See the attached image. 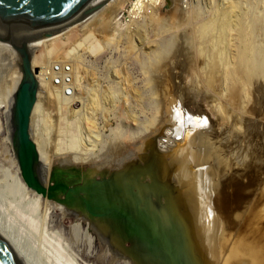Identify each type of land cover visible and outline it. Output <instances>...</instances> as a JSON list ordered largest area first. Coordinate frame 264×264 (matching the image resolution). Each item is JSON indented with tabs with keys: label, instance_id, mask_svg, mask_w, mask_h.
<instances>
[{
	"label": "bare ground",
	"instance_id": "1",
	"mask_svg": "<svg viewBox=\"0 0 264 264\" xmlns=\"http://www.w3.org/2000/svg\"><path fill=\"white\" fill-rule=\"evenodd\" d=\"M127 2L128 0H97L88 11L57 27L0 21V59L6 56L9 59V67L4 74H0V107L3 108L0 117V157L11 160L20 171L16 158L15 101L24 77L22 64L25 52L37 83V97L29 126L30 137L37 151L36 175L46 191L55 183H61L65 187L52 200L28 187L19 172L20 176H14L15 185L23 188L25 196L33 198L32 204L36 208L42 206L45 213L57 210L62 214V220L70 219L71 223L87 222V226L96 232L97 241L113 251L114 258L110 264L123 260L132 264H163L156 252L128 229L124 219L117 218L128 217L131 213L144 224L151 217L162 220L167 216L170 219V223L180 233L178 246L181 256L177 259L178 264H264V246L260 242V245L257 242L255 245L251 238L247 241V230L244 232L246 239L245 234L240 233L243 231L241 230L239 233L242 238L237 236L234 240L230 221L231 218L236 221L240 218L235 212L243 204L244 193H241L246 190L255 196L259 191L254 179L245 180L246 174L242 173L241 165L243 162L239 164L240 160L235 161L232 151L237 145L241 148L239 144L246 137L249 136L250 141L254 128H259V124L264 131L263 121L255 126L251 123L252 120L255 121L253 116L257 113L252 91L254 88L258 93L264 90V43H256L254 39L256 29L261 30V34L264 33V20L261 22L262 18H259L255 23H247L244 13L230 10L231 5L227 2L226 8L214 19L215 22L205 24L215 30L216 40L210 44L214 58L207 62L214 64L209 80L212 84L217 81L220 101L215 106L217 120L207 118L200 130V121L193 119L194 113L190 109L193 99L190 86L181 81L174 82L170 77L159 79L153 77V74L148 75L147 83L152 81L157 91L158 85L161 86L164 123H168L180 139L178 143L162 149L152 130L145 129L144 133L136 131L127 140L121 136L119 127L121 128V124L122 127L128 125L125 103L129 99L127 90H130L133 78L129 79L128 73L125 72L127 76L113 67L111 80H104L110 77L108 73L105 78H101L96 75L93 67L84 63L86 52L95 55L102 51L96 32L92 29V22L107 14L100 21V30L112 31L114 36L122 26L123 20L119 16ZM164 3L170 5L171 11L175 10V0H164L162 5ZM234 7L237 6L232 8ZM154 9L148 7L140 17L155 19ZM133 20L135 19L129 18L125 21ZM107 24L110 25L109 30L104 29L108 27ZM18 25L21 26L20 29ZM78 25H81V33L90 25L85 31L86 36L71 42L62 40L63 37L60 39L66 31ZM15 30L17 32L12 33ZM189 33L187 37H192V33ZM206 36L205 41L208 40V35ZM188 42L180 47L184 48L183 69L191 72L196 68L202 75V55H205V50L201 46L192 47ZM57 50H61V53L54 57ZM150 71L154 70L148 68V73ZM192 86L196 87L197 84L194 82ZM51 108L56 112L53 113ZM197 108L202 111V106ZM41 116L43 120L46 118L45 123L41 122ZM70 116L78 117L76 124L69 122ZM134 116L136 115H130ZM82 121H86V136L90 141L86 146L80 144L77 136ZM69 124L74 125L73 129L78 131L75 134L77 137L72 135L70 141L67 132ZM107 124L110 125L109 128ZM104 130H110L115 136L113 145L109 148H99L100 134ZM233 132L235 137H229ZM246 142L248 143V138ZM247 146L249 145L246 148ZM238 150L234 149L233 153ZM246 150L244 149V154H247ZM236 155L239 154H235V157ZM242 155L241 157L245 156ZM238 158L236 157L237 160ZM255 159L253 169L263 177L264 162L261 164V161ZM247 160L246 158V163ZM244 174L245 183H242L237 176L240 179ZM64 176L70 178L68 184L61 182ZM153 185L160 190L152 189ZM162 190L169 193H160ZM261 191L263 193L264 188ZM231 201H235L233 206ZM150 202L159 203L163 217L153 213ZM87 206L95 213L90 214ZM258 213L263 218L264 213ZM165 221L167 222L166 219ZM4 224L0 222V232L15 252L25 264H36ZM72 227L79 232L83 230L89 247L93 246L95 240L89 235L87 228L82 229L81 224H73ZM256 238H253L254 241H257ZM62 256L58 252L54 263L74 264L65 259L63 261Z\"/></svg>",
	"mask_w": 264,
	"mask_h": 264
},
{
	"label": "rangeland",
	"instance_id": "2",
	"mask_svg": "<svg viewBox=\"0 0 264 264\" xmlns=\"http://www.w3.org/2000/svg\"><path fill=\"white\" fill-rule=\"evenodd\" d=\"M227 2L231 5L230 10H238L240 14L244 13L247 18L245 19L247 23H255L254 21L259 18H262L261 22H263L264 0H175L174 11H171L172 9L170 8V5H166L165 3L159 7H153L155 8L153 13V17H155V19L152 18L153 20H147L146 18L139 17L133 21H121L122 26L116 30L117 33L114 34V36L111 33L112 31L105 32L100 30L102 27L100 25V21L107 14L104 16L101 15L103 17H98L92 22L94 23V25L91 24L92 29L96 32L102 51L95 55L86 52L84 54L85 65L93 67L96 75L101 78H105V76L110 75V77L105 78L104 80H111L110 78L113 67L120 69L123 73H128L129 79L130 77L133 78V82L130 83V90H127L129 99L125 103L128 125L122 127L121 124V128L119 127L122 134L121 136L124 140H127L130 135L134 134L136 131L144 133V130L147 129L150 131L152 130L154 135L157 136L158 143L162 149L180 141L178 138L179 136L176 134L174 129L168 123H164L161 113L163 103V100H160L162 99L161 86L158 85L157 91L156 88H154L152 81L147 83V77H149L148 75L150 74H153V77L156 76L159 79H162V77H170L174 82L181 81L182 83H187L190 86L191 90H193V99L190 104V109L194 113L193 119L200 121L199 130L202 128V123L207 118L214 121L217 120L215 106L220 101V89L219 86L217 88V81L212 84V81L209 80V74L210 71H212V68H214V64L207 62L208 59L209 61H213L214 53L210 50V44L216 40V37L214 36L215 30L210 28V26L206 27L205 24L214 23V19L219 12L226 8ZM234 5L237 7H234L233 9L232 7ZM80 27L81 25H78L69 29L60 37V39L63 37L62 40L71 42L75 41V39L78 40L80 37L86 36L87 33L85 31L89 29L88 27H90V25L87 26V28H84V32L82 31L83 33L80 32ZM18 28L20 29L21 26ZM109 28L110 25L104 29L109 30ZM13 32L17 31L15 30L12 31V33ZM189 32L192 33V37L191 35L187 37L190 34ZM260 32L262 31L258 29L255 30L254 39L256 43H264V33L261 34ZM201 34L202 37H200ZM206 35H208V40L205 41V38H207ZM188 40L192 43L188 42ZM186 41L190 43L191 46L193 45L192 47H203L202 50H205V55H202V75H200L199 70L196 68H193L191 72L183 69L184 66L182 63L184 62L182 60L185 58L183 51L184 48L180 47L184 45ZM70 46L71 44L67 47L69 48ZM164 51H167L168 53ZM60 53L61 50H57L54 57L59 56ZM8 67L9 59L7 56L2 57L0 59V74H4ZM148 68H151L154 71H150V73H148ZM183 70L185 71L183 72ZM194 82L197 84L196 87L192 86V83ZM106 83H108V81ZM253 91L252 99L255 103L254 106L256 105L255 109L257 113L253 116L255 117L253 118L255 121L252 120L251 123H254L255 126L262 121V123H264V90L258 93V91L254 88ZM1 94L2 93L0 92V96ZM257 94H259L258 98H256ZM198 106H202V111L198 110ZM230 106L232 108H236L232 105ZM51 110L53 113L56 112L54 108H51ZM2 112L3 108L0 107V117H2ZM131 114H135L136 116H134V118L130 117ZM257 116L261 119L260 121ZM43 117L46 116L44 115ZM43 117L41 116V122L43 121L45 123L44 120L46 118L43 120ZM72 118L75 119L73 120ZM68 119H71L69 122H72V124H76L78 121V117L75 116H70ZM96 122H98V119ZM72 124L68 125V128L71 129L67 131L69 132V139L67 138L69 141L72 138V135L76 136L75 134L78 132L77 130H74L75 127H73L74 125ZM113 124L116 126V121H114ZM109 126L110 125H108V128ZM243 126L244 124L242 125V130L244 131L245 126ZM259 128L258 126L254 128V135L252 134L250 136L252 138H250V141L248 136L243 143L241 142L239 144L241 148L244 147L242 151L238 145V147L236 146L234 148L235 150L239 149L237 153L235 151V154H239L238 156L236 155L237 158L239 157L238 160L233 153L234 149L232 151V156L235 158L234 160L237 162L240 160L238 162L239 164L243 162L244 165L241 164L243 166H241L243 172H241H245L246 174V179L245 174L240 179L237 176V179L242 183H245L243 181L244 179L246 181H248L249 178L251 179L249 181H253L254 179L255 181L253 182L258 183L257 186L259 191L257 190L258 192L255 193V196L254 194H249L246 190L241 193H244L242 195L243 204L237 212H235L237 215H240V218L238 221L231 218L230 221L232 223L231 233L234 234L232 238L234 240L237 236L242 238L241 234H245V238L246 233L244 232L247 230L249 232L248 233L246 231L247 236L249 234V237H246L248 239L247 241L251 238V242H255V245L257 242L258 245L261 243V245L264 246V215L262 218V214L260 213V215L258 213H264L262 210L264 208V191L263 193L261 191V189L264 188V174L263 177H261V174H256L252 166L255 158V161H261V164L264 162V131H262L263 127ZM104 129H107V126H104ZM86 131V121H84V123L81 124L80 131L77 135L80 144L84 146L90 142L86 136ZM259 131L262 134L259 133ZM101 133L99 148L105 146H107V148L111 147L115 137L114 134H112L110 130H104ZM234 134L235 133L233 132L229 137L234 138ZM231 138L229 139L233 140ZM247 138L248 143L246 142ZM247 144L249 146L246 148ZM244 149L248 150L245 151L247 154H244ZM241 155L244 157H241ZM0 158V222L2 224L5 223L4 225L7 226V230H9L12 236L17 240L21 248L29 252L30 257L36 264H55L54 258L58 252L61 256L63 255V261L65 259L66 262L69 261L74 264H110V261L114 258L113 251L107 245H102L101 242H98L99 240L97 239L96 232L87 226V222L76 221L71 223L70 219L62 220V214L57 210H49L45 213L42 206L36 208L34 204H32L33 198L25 196L23 188H19L15 185L14 176H20V171L17 170L16 165L9 159L5 160L4 157ZM246 158L249 160V162L247 160V163ZM259 162L256 163L260 164ZM69 179L70 178L68 176H64L61 182L68 184ZM25 186L26 185L24 184L23 187ZM231 202V205L233 206L235 201ZM257 209H259V211ZM260 209L262 211H260ZM239 211L240 214H238ZM258 218H261V221ZM239 222L241 225H239ZM73 224H81L82 229H88L89 235L95 240L92 247H89V244L84 238L83 230H80L79 232L78 229L72 227ZM251 230H253L252 234ZM253 238H256L257 241H254ZM69 257L71 258V261ZM116 263L132 264L131 262H126L124 260L116 261Z\"/></svg>",
	"mask_w": 264,
	"mask_h": 264
},
{
	"label": "water",
	"instance_id": "3",
	"mask_svg": "<svg viewBox=\"0 0 264 264\" xmlns=\"http://www.w3.org/2000/svg\"><path fill=\"white\" fill-rule=\"evenodd\" d=\"M96 1L0 0V21L39 27H57L88 11ZM22 66L24 77L20 83L15 101L17 163L21 177L28 187L38 193L47 195L49 199H54L56 193L65 187L61 183H55L46 191L36 175L37 151L30 137L29 126L31 112L37 97V83L30 67L28 54L25 52H23ZM152 166L154 168L155 164ZM151 187L157 189V191L160 190L159 187L155 188L154 185ZM160 193L168 194L169 191L162 190ZM150 204H152L153 213L162 216L160 206H158L159 203L150 202ZM86 209L90 211V214L95 213L89 206ZM131 214L128 217L126 215V217L117 216V218L124 219L128 229L144 240L150 249L156 252L163 264H178L177 259L181 256L178 246L180 233L170 223V219L167 216L166 218L162 216V220L151 217L150 221L144 224L134 213ZM0 264H25L1 232Z\"/></svg>",
	"mask_w": 264,
	"mask_h": 264
},
{
	"label": "built area",
	"instance_id": "4",
	"mask_svg": "<svg viewBox=\"0 0 264 264\" xmlns=\"http://www.w3.org/2000/svg\"><path fill=\"white\" fill-rule=\"evenodd\" d=\"M163 1L164 0H128L119 18L121 20H128L129 18L136 19L137 16L140 17L148 7H159L162 5Z\"/></svg>",
	"mask_w": 264,
	"mask_h": 264
}]
</instances>
